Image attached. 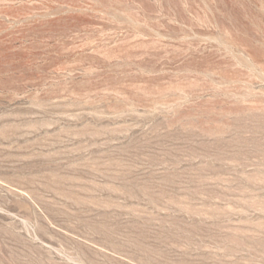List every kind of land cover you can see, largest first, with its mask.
Masks as SVG:
<instances>
[{
    "label": "rangeland",
    "instance_id": "1",
    "mask_svg": "<svg viewBox=\"0 0 264 264\" xmlns=\"http://www.w3.org/2000/svg\"><path fill=\"white\" fill-rule=\"evenodd\" d=\"M0 264H264V0H0Z\"/></svg>",
    "mask_w": 264,
    "mask_h": 264
}]
</instances>
